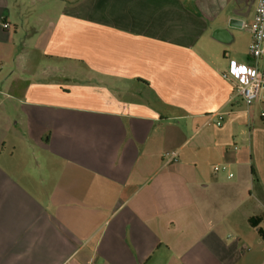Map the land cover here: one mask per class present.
Returning a JSON list of instances; mask_svg holds the SVG:
<instances>
[{
    "label": "crops",
    "instance_id": "crops-1",
    "mask_svg": "<svg viewBox=\"0 0 264 264\" xmlns=\"http://www.w3.org/2000/svg\"><path fill=\"white\" fill-rule=\"evenodd\" d=\"M257 2L0 0V264H264Z\"/></svg>",
    "mask_w": 264,
    "mask_h": 264
},
{
    "label": "built area",
    "instance_id": "built-area-1",
    "mask_svg": "<svg viewBox=\"0 0 264 264\" xmlns=\"http://www.w3.org/2000/svg\"><path fill=\"white\" fill-rule=\"evenodd\" d=\"M3 26L8 28L10 24L4 22ZM243 26L249 27L252 32L248 50L251 63L237 61L222 75L233 82L234 96L239 97L248 110L264 91V0H258L253 22L243 23ZM217 118L216 123L221 124L223 115L219 114ZM176 156V151L166 152L169 160L175 159Z\"/></svg>",
    "mask_w": 264,
    "mask_h": 264
},
{
    "label": "trees",
    "instance_id": "trees-1",
    "mask_svg": "<svg viewBox=\"0 0 264 264\" xmlns=\"http://www.w3.org/2000/svg\"><path fill=\"white\" fill-rule=\"evenodd\" d=\"M254 174H255V172H254ZM255 219L258 220L259 217H256ZM260 233H261V235L264 237V230L260 229Z\"/></svg>",
    "mask_w": 264,
    "mask_h": 264
}]
</instances>
